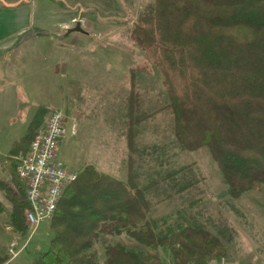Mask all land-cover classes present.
<instances>
[{
  "label": "trees",
  "instance_id": "trees-1",
  "mask_svg": "<svg viewBox=\"0 0 264 264\" xmlns=\"http://www.w3.org/2000/svg\"><path fill=\"white\" fill-rule=\"evenodd\" d=\"M130 39L160 74L180 148L208 149L232 197L264 185V0H154L135 18ZM126 116L127 181L83 167L50 221L48 249L31 264H100L96 245L107 232L138 246L107 244L104 264H163L164 250L171 264H211L225 256L224 242L197 218H150V185H139L133 167L142 119L134 117L131 99ZM33 137L29 131L8 152L17 190L0 182L23 232L29 204L17 158Z\"/></svg>",
  "mask_w": 264,
  "mask_h": 264
},
{
  "label": "rangeland",
  "instance_id": "rangeland-1",
  "mask_svg": "<svg viewBox=\"0 0 264 264\" xmlns=\"http://www.w3.org/2000/svg\"><path fill=\"white\" fill-rule=\"evenodd\" d=\"M153 1L0 0V4L27 3L33 9L30 32L24 44L12 50L11 58L71 59L60 106L49 111H63L69 119L58 151L68 167L80 172L91 164L127 180L126 113L131 99L134 117L142 119L135 126L138 151L133 167L139 185H150V218H197L225 244L226 254L217 258L218 264H264V185L232 197L208 149L180 148L160 74L130 39L135 18ZM78 22L85 32L68 33ZM179 169L183 171L174 174ZM5 181L0 178L5 187L17 190L15 183ZM20 182L25 191V183ZM0 200V264H31L49 247L50 221L42 222L30 237L27 221L26 232L15 226L13 204L2 186ZM119 242L131 246L127 235L102 234L96 245L100 264L105 246ZM10 248L22 250L13 257ZM161 252L163 264H171L168 251Z\"/></svg>",
  "mask_w": 264,
  "mask_h": 264
},
{
  "label": "crops",
  "instance_id": "crops-1",
  "mask_svg": "<svg viewBox=\"0 0 264 264\" xmlns=\"http://www.w3.org/2000/svg\"><path fill=\"white\" fill-rule=\"evenodd\" d=\"M32 10L27 3L0 4V178L7 179V185H13L7 166L11 145L45 126L49 111L60 106L66 72L71 69L70 58H11L30 32ZM46 227L50 243L53 231L49 223ZM130 242L138 246L131 238ZM167 255L170 261L169 251Z\"/></svg>",
  "mask_w": 264,
  "mask_h": 264
},
{
  "label": "built area",
  "instance_id": "built-area-1",
  "mask_svg": "<svg viewBox=\"0 0 264 264\" xmlns=\"http://www.w3.org/2000/svg\"><path fill=\"white\" fill-rule=\"evenodd\" d=\"M67 122L63 111H51L45 126L34 135L28 151L19 158L17 171L26 185L30 237L42 222L51 221L65 190L80 173L58 156L60 141L68 131ZM75 132L72 126L71 133ZM21 250L10 248V253L16 257Z\"/></svg>",
  "mask_w": 264,
  "mask_h": 264
},
{
  "label": "water",
  "instance_id": "water-1",
  "mask_svg": "<svg viewBox=\"0 0 264 264\" xmlns=\"http://www.w3.org/2000/svg\"><path fill=\"white\" fill-rule=\"evenodd\" d=\"M71 32H81V33H84L85 30L82 28L81 24L78 22L75 27H73V28H71V29L68 30V33H71Z\"/></svg>",
  "mask_w": 264,
  "mask_h": 264
}]
</instances>
